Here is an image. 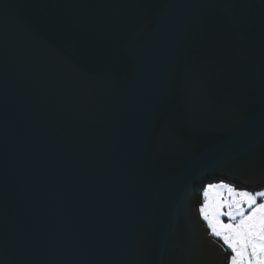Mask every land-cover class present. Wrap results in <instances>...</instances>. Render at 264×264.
Listing matches in <instances>:
<instances>
[{
	"label": "water",
	"instance_id": "95a60500",
	"mask_svg": "<svg viewBox=\"0 0 264 264\" xmlns=\"http://www.w3.org/2000/svg\"><path fill=\"white\" fill-rule=\"evenodd\" d=\"M264 0H0L7 264H226L194 196L264 187Z\"/></svg>",
	"mask_w": 264,
	"mask_h": 264
},
{
	"label": "snow or ice",
	"instance_id": "6c2138e0",
	"mask_svg": "<svg viewBox=\"0 0 264 264\" xmlns=\"http://www.w3.org/2000/svg\"><path fill=\"white\" fill-rule=\"evenodd\" d=\"M198 211L230 253L226 264H264V190L252 192L223 181L209 183ZM7 261L6 251L0 250V264Z\"/></svg>",
	"mask_w": 264,
	"mask_h": 264
},
{
	"label": "rangeland",
	"instance_id": "374dc122",
	"mask_svg": "<svg viewBox=\"0 0 264 264\" xmlns=\"http://www.w3.org/2000/svg\"><path fill=\"white\" fill-rule=\"evenodd\" d=\"M221 181H223L224 183H229L228 181H224V180H220V181H212V182H207L206 184H205V186L207 185V184H209V183H220ZM231 184V183H230ZM233 185V184H232ZM204 186V187H205ZM233 186H235V187H237V188H242V187H239V186H236V185H233ZM204 187L202 188V202H203V189H204ZM242 189H244V190H248V191H252V192H256V191H261V190H264V187H262V188H259V189H253V190H250V189H246V188H242ZM197 194V193H196ZM195 194V195H196ZM198 214H199V211H198ZM199 217H200V215H199ZM224 219V221L225 222H227V218L225 217V218H223ZM200 220L202 221V222H204L205 223V225L207 226V222L206 221H204L201 217H200ZM209 230V229H208ZM209 232H210V230H209ZM211 233V232H210ZM220 242V241H219ZM223 244V243H222ZM227 254H229L230 255V253L227 251ZM228 255V256H229ZM228 256H227V258H228Z\"/></svg>",
	"mask_w": 264,
	"mask_h": 264
},
{
	"label": "trees",
	"instance_id": "16d2710c",
	"mask_svg": "<svg viewBox=\"0 0 264 264\" xmlns=\"http://www.w3.org/2000/svg\"><path fill=\"white\" fill-rule=\"evenodd\" d=\"M195 197H196V200H197V204H196V208H197V210H198V208H199V205L202 203V191H200L199 193H197L196 195H195ZM216 239H218V238H216ZM219 240V239H218ZM220 241V243H223L221 240H219ZM229 255V254H228Z\"/></svg>",
	"mask_w": 264,
	"mask_h": 264
},
{
	"label": "bare ground",
	"instance_id": "6f19581e",
	"mask_svg": "<svg viewBox=\"0 0 264 264\" xmlns=\"http://www.w3.org/2000/svg\"><path fill=\"white\" fill-rule=\"evenodd\" d=\"M221 179H217V181H220ZM199 193V192H198ZM194 203H195V207H196V204H197V200H196V197L194 196ZM197 209V208H196ZM198 211V210H197ZM210 233V232H209ZM228 254H227V251L225 250V259H224V263L226 262V258H227Z\"/></svg>",
	"mask_w": 264,
	"mask_h": 264
}]
</instances>
